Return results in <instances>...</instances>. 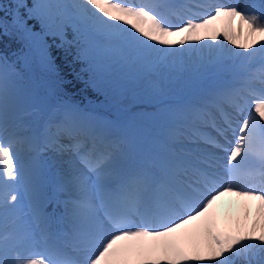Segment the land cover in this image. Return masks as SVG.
<instances>
[{
  "label": "snow or ice",
  "instance_id": "1",
  "mask_svg": "<svg viewBox=\"0 0 264 264\" xmlns=\"http://www.w3.org/2000/svg\"><path fill=\"white\" fill-rule=\"evenodd\" d=\"M11 16L0 37L28 75L0 54V264H264V0H14ZM47 37L106 96L153 103L151 128L66 99Z\"/></svg>",
  "mask_w": 264,
  "mask_h": 264
},
{
  "label": "trees",
  "instance_id": "2",
  "mask_svg": "<svg viewBox=\"0 0 264 264\" xmlns=\"http://www.w3.org/2000/svg\"><path fill=\"white\" fill-rule=\"evenodd\" d=\"M6 1L8 0H0V5ZM5 16L10 19L4 9L0 10V17ZM33 24L37 23L33 22ZM68 38H71L70 32ZM46 39L49 44H52L51 54L61 81L60 88L63 90L65 98L70 99L73 103H79L81 106L108 110L106 107L115 103L113 97L106 96L105 93L87 83L88 76L83 71L82 63L75 60L72 55L66 54L62 47L54 44L51 37ZM20 48L21 45L15 39L0 37V54L8 56L10 60H16L19 69L23 70V64L20 63L23 61L18 59Z\"/></svg>",
  "mask_w": 264,
  "mask_h": 264
},
{
  "label": "rangeland",
  "instance_id": "3",
  "mask_svg": "<svg viewBox=\"0 0 264 264\" xmlns=\"http://www.w3.org/2000/svg\"><path fill=\"white\" fill-rule=\"evenodd\" d=\"M13 2L14 0H8L5 3H2L4 11L7 13L9 22H11L12 16L11 13L13 12ZM24 2L31 7L34 0H24ZM219 3H225V2H219ZM227 4V3H225ZM23 12V9L20 10ZM35 21H29V25H32ZM36 28L39 29V24H36ZM20 52V51H19ZM20 55V54H19ZM23 61V60H22ZM20 63H24L21 62ZM26 76L28 75L27 69H20ZM55 79V77H53ZM44 95L43 90H41V93L39 97H37L36 103L39 104L42 102V97ZM114 102L112 105L106 107L108 110L100 109V108H91L86 106H81L79 103H76L80 105L81 107H85L88 110L94 112L95 114L106 117L110 120H116L121 125H123L125 128L126 126H133L139 132H143L145 130H148L152 126V114L155 112V107L153 103L149 102L145 97L141 95H135L131 92L125 93L120 98H113ZM73 102V101H72ZM128 106V107H126ZM126 109L125 111H123ZM119 134V133H117Z\"/></svg>",
  "mask_w": 264,
  "mask_h": 264
},
{
  "label": "bare ground",
  "instance_id": "4",
  "mask_svg": "<svg viewBox=\"0 0 264 264\" xmlns=\"http://www.w3.org/2000/svg\"><path fill=\"white\" fill-rule=\"evenodd\" d=\"M221 1H222V2H225V3H238V4H240V5H244V4L248 3V2H250V0H216V2H221ZM194 2H195V3H199V2H201V0H194ZM193 11H203V10H202V9H196V8H194ZM236 24H237V22L234 21V22H233V28H234V29H235V27H236ZM217 27H222V24H219V23H218ZM221 38H222V37H221ZM225 45H226L227 47H232L231 45H229V44L227 43V41H225ZM126 128L129 129V130H132V131H135V132L140 133L139 130H137V129L134 128L133 126H128V125H127ZM48 194H49L50 197H52V196L55 195V194H54V191H53L51 188L49 189V193H48ZM226 199H235V198H226ZM55 206H56V205H55V203L53 202V203L49 204L47 210H48L49 212H51Z\"/></svg>",
  "mask_w": 264,
  "mask_h": 264
}]
</instances>
